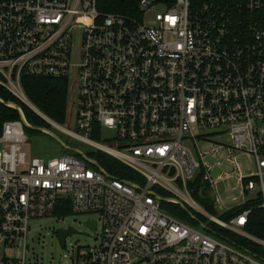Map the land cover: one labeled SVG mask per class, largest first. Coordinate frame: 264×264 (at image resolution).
I'll use <instances>...</instances> for the list:
<instances>
[{
  "label": "built area",
  "instance_id": "built-area-1",
  "mask_svg": "<svg viewBox=\"0 0 264 264\" xmlns=\"http://www.w3.org/2000/svg\"><path fill=\"white\" fill-rule=\"evenodd\" d=\"M158 4L166 11L152 24L141 21ZM139 12L101 13L97 0H0V87L31 107L24 77L69 80L75 67L80 132L61 129L143 180L119 179L90 157H29L32 126L19 105L0 98L21 115L0 126V264H27L31 221L54 215L62 199L77 213H99L96 229L102 226L98 244L77 247L72 264H264L174 216L161 200L187 203L264 245L244 231L252 210L220 220L193 199L191 186L201 183V194L207 188L220 204L216 185L238 176L264 208V0H139ZM104 127L116 133L113 147L93 140ZM238 153L253 160V173L242 172ZM197 155L230 172L214 179V165ZM20 245L22 257L8 253Z\"/></svg>",
  "mask_w": 264,
  "mask_h": 264
},
{
  "label": "rangeland",
  "instance_id": "rangeland-1",
  "mask_svg": "<svg viewBox=\"0 0 264 264\" xmlns=\"http://www.w3.org/2000/svg\"><path fill=\"white\" fill-rule=\"evenodd\" d=\"M166 9L167 7L165 5L158 4L156 8L143 13L141 16V21H143L145 24H152L154 22L155 14L157 12H165ZM78 24H83V21L79 20ZM80 41L81 40L79 39L76 40L75 47L73 49L72 62L74 64L79 63L80 52H81ZM78 75H79L78 69H76L75 67L71 69L70 77L68 80L69 81L68 115H67V120L63 125V127L69 129L70 131H74L76 133L80 132L77 129L76 121H75V116L77 113L76 107H77L78 89H79ZM45 120L49 122L47 119ZM48 130L51 133L41 129H36L35 132L30 134L28 133L29 140L26 146V151L28 152L29 157L50 158V157H56L63 153L71 152L70 150L64 148V146L56 138L58 137L64 142V144L70 146L71 148H78L87 155L95 154L96 156L97 154H101V156L106 160L117 159L116 157L106 153L105 151L99 150L93 145L75 139L74 137L70 136L67 132H65L63 129L59 127L52 125L51 129ZM115 135H116L115 131L104 127L101 129V136L96 135L93 138V140L103 145L113 147L111 139H113ZM212 140L213 142H224V143L231 142V139L229 137L218 138L217 136H215L212 137ZM199 147H201L203 150H209L212 147V145L209 143H199ZM196 158L198 160L204 161L206 164L214 165V170L211 172V176L214 179H217L224 170L230 172V170L226 169L225 167L222 168L216 167L215 166L216 159L211 155H208L203 159L198 157L197 155ZM238 159L241 166V170L244 174H251L255 171V163L249 156H245L238 153ZM133 173L137 175V173L135 172ZM237 178L238 176L227 178L225 180H222L216 185L215 196L219 197V199L221 200L220 204L215 203V199L213 195H211L210 191L207 190L206 192L207 200H205L207 205L204 203V205L202 204V206L208 210V213L210 212L209 214L213 215L218 219L223 220L225 219V215L229 211L244 204L246 200L250 199V197L245 193L243 185L239 181H237ZM192 197L196 201L194 194H192ZM174 204L175 203L169 204V207L171 205L174 206ZM184 204L187 207V209L191 208L196 215H191L189 213V217L183 218L182 219L183 221L195 227L196 229L209 234L211 237L221 240L226 244L231 245L243 251H245L247 248L244 246V243L240 241V239L247 238L252 242H254L255 244H257L258 246V249L256 250L257 254L253 253L252 251L251 252L254 255L259 254L258 257H260L264 261L263 244H260L258 241L249 238L248 236L242 233H238L229 229L227 230L230 231L229 237L231 238V240L222 238L221 236L212 233L210 231L211 228L216 226L212 222L211 218L202 212H196L195 209L192 208L189 204L187 203ZM175 205L182 207L179 202H177V204ZM197 216L200 218V220L197 219ZM191 218L193 219L194 222L190 220ZM88 220H95L99 222L100 214L95 212L77 213L72 210L69 214L63 216L52 215V216H47L32 220L30 223L31 233L29 234L27 241L28 244V248L26 250L27 264H72V259L74 258L75 250L77 249V247L93 246L98 244V242L100 241V235L102 232L101 223H99L98 228L96 230H93L85 223ZM70 227L74 228L78 232H74L67 235L66 244L65 246H63L56 235V231L58 229L66 230L69 229ZM232 232H234V234L237 235V241L235 239V236L232 235ZM8 253L15 257H22L24 253V245H20V247L16 248L15 250L8 251Z\"/></svg>",
  "mask_w": 264,
  "mask_h": 264
},
{
  "label": "trees",
  "instance_id": "trees-1",
  "mask_svg": "<svg viewBox=\"0 0 264 264\" xmlns=\"http://www.w3.org/2000/svg\"><path fill=\"white\" fill-rule=\"evenodd\" d=\"M97 8L101 13H118L131 17H138L140 13L139 0H97ZM22 82L24 91L33 106H35L45 117L54 121L60 126H63L67 120L68 115L69 81L67 79L24 77L22 79ZM0 98H2L5 102L11 101L19 105L22 108L27 121L32 127H40L47 130L51 129L52 125L47 122L41 115H39L28 105L15 98L12 94H10L2 87H0ZM20 118L21 115L17 109L10 108L0 102V126H2L5 121L17 120ZM32 127H26L27 134L35 132L36 129H33ZM94 137L95 136H93V138ZM69 153L78 158H81L80 155L75 152L71 151ZM88 156L90 158L96 159L104 169H106L111 175L119 179L134 180L138 184L143 183L141 177L135 175L117 159L106 160L101 156V154H97L96 156L95 154H92ZM191 186L196 187L194 196L199 205L202 206V204H206L205 200H207V188H204L202 190L203 194H201V183H197ZM154 191L158 194H164L158 188H155ZM261 202L262 201L260 198L248 199L246 200V202H244V204L229 211L225 215V219H223V221H231L233 218L237 217L245 210L250 209L252 211L248 216L244 231L259 240H264V208L260 206ZM169 204L173 203L163 202L162 206L180 219L189 217V213L196 215L191 208L184 209L175 204L174 206L171 205L169 207ZM203 208L206 209L205 207ZM71 211V202L69 200L62 199L59 200L54 215L63 216L69 214ZM206 211L208 212L207 209ZM197 219L200 220L198 216ZM190 220L194 222L192 218ZM215 226L216 227H213L210 230L212 233H215L222 238L231 240V238L229 237V230L222 228L217 224H215ZM232 235L235 236V239L237 241V235H235L234 232H232ZM240 241H242L244 243V246L253 253L257 252L256 250L258 249V246L251 240L247 238H241Z\"/></svg>",
  "mask_w": 264,
  "mask_h": 264
},
{
  "label": "water",
  "instance_id": "water-1",
  "mask_svg": "<svg viewBox=\"0 0 264 264\" xmlns=\"http://www.w3.org/2000/svg\"><path fill=\"white\" fill-rule=\"evenodd\" d=\"M31 108H33L36 112H38L40 115H42L45 119H47L52 125L56 126V127H59V128H62V126H60L59 124L55 123L54 121L48 119L47 117H45L40 111H38V109H36L35 106H31ZM36 129H41V130H45L47 132H50L49 130L47 129H44V128H36ZM51 133V132H50ZM58 139V141L64 146V148H66L67 150H70L72 152H75L77 153L78 155H80V157L85 160V161H90V158L87 154H85L82 150L78 149V148H71L70 146L64 144V142L59 139L58 137H56ZM97 167L101 170V166L97 164ZM138 188V187H137ZM162 202H165L164 199H161ZM180 205L182 206V208L184 209H187V207L185 206L184 203L182 202H179ZM191 215H193L192 213H190ZM195 218V217H194ZM196 219V218H195ZM90 228H92L93 230L96 229V226H97V223L96 221L94 220H88L85 222ZM74 232H78L77 230H75L74 228L70 227L69 229H58L56 231V235L60 241V243L65 246L66 244V237L67 235L71 234V233H74Z\"/></svg>",
  "mask_w": 264,
  "mask_h": 264
}]
</instances>
